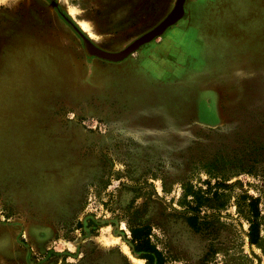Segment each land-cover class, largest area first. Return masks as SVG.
Masks as SVG:
<instances>
[{
	"label": "rangeland",
	"instance_id": "obj_1",
	"mask_svg": "<svg viewBox=\"0 0 264 264\" xmlns=\"http://www.w3.org/2000/svg\"><path fill=\"white\" fill-rule=\"evenodd\" d=\"M12 1L30 13L41 0ZM54 1L118 51L176 0L157 1L147 26L111 25L117 0ZM22 16L11 28L39 33L10 31L0 45V264H147L130 224L149 226L164 264H264L235 205L258 197L264 215V0H185L177 21L116 62L89 55L76 29L66 49L49 19ZM209 186L225 206L183 204L184 189Z\"/></svg>",
	"mask_w": 264,
	"mask_h": 264
},
{
	"label": "trees",
	"instance_id": "obj_2",
	"mask_svg": "<svg viewBox=\"0 0 264 264\" xmlns=\"http://www.w3.org/2000/svg\"><path fill=\"white\" fill-rule=\"evenodd\" d=\"M214 187L227 188V185L223 182H216ZM209 192L215 195L219 194L217 190L211 191V186L205 191L202 189L194 191L191 188H186L183 193V204L187 205L195 213H198L203 205L208 206L210 203L218 209L226 205L222 201L217 204L211 202L213 198L210 197ZM189 195L191 198L187 199ZM235 205L238 215L242 216L248 224L247 236L249 244L264 248V215L261 214L259 198L245 193L236 198ZM187 221L192 226L196 225V215L188 217ZM129 231L130 237L127 240L133 254L145 259L147 264H164V256L152 242L148 225L130 224Z\"/></svg>",
	"mask_w": 264,
	"mask_h": 264
},
{
	"label": "crops",
	"instance_id": "obj_3",
	"mask_svg": "<svg viewBox=\"0 0 264 264\" xmlns=\"http://www.w3.org/2000/svg\"><path fill=\"white\" fill-rule=\"evenodd\" d=\"M12 2H13L12 0H5L4 3H0V45L2 43L5 44L6 41H7V39L8 38H11L13 34L14 35L15 34H24V32H26L28 30L32 31L33 35L38 32L32 26L24 27L25 29L24 28L19 29L18 27L11 28V25L8 24V21L9 20H12V18H14V19H17L18 18L19 19L20 16H22L20 13H17V10H16V7L19 5V3L16 4L15 2L14 3H12ZM23 6H26L27 7L26 4H24ZM27 8H25L24 10H21V12H26L27 11ZM32 8H34V5L33 4L29 6L30 13H32V14H30L31 17L33 16L36 19H38L39 23H40V20L49 19L53 23V26L51 28V32L49 34H53L54 37H56V39H58V41H59V35H62V37H63L62 38V42H64V44L66 43V45H64L63 43H62V45L66 49H68V47H69L68 46V43H69L68 41H70L71 39L74 38V32L69 27V25L67 24V22L64 21L63 19H61L60 16L57 13H55V11H53V10H50V11L45 10L46 15H43L41 13V10H39V11H37L36 9H33L32 10ZM39 13H41L42 15H40ZM30 15L28 17H26V18L29 19ZM43 21H45V20H43ZM26 28H29V29H26ZM10 31H14L13 34H11L12 32H10ZM42 34H45V33H42ZM3 37L5 39H3ZM69 37H71L70 40H69ZM65 39H66V41H64ZM71 41L73 42V40H71ZM37 45H38V43H33V42L30 43V46L34 50V53L37 52ZM54 53H55L54 51H53V53L52 52H49V58H51L53 55H55ZM29 57H31V59H33V60H35V58H39V57L35 56L34 54H31V56H29ZM37 62H40V61L38 60V61H36V63Z\"/></svg>",
	"mask_w": 264,
	"mask_h": 264
},
{
	"label": "flooded vegetation",
	"instance_id": "obj_4",
	"mask_svg": "<svg viewBox=\"0 0 264 264\" xmlns=\"http://www.w3.org/2000/svg\"><path fill=\"white\" fill-rule=\"evenodd\" d=\"M157 1L159 0H117V4L113 8L116 12V15L115 17H111L110 23L111 25H114L120 22L121 23L127 22L128 20L127 17H128L130 20L135 21V23H137L135 25L143 24L147 26L149 25V22H152L154 19V12L158 9L155 7V5L158 3ZM165 1H168V0H165ZM50 2H51L50 0H49V3L47 2L46 4L47 7L50 6ZM33 5L37 11L41 10V13L43 15L44 14L46 15L45 10L41 9V7H45L42 0L39 2V4H33ZM52 7L54 8L53 11H55V13H57L61 19L67 22L69 27L73 30L74 36H75V29L73 26H75V24L77 23L74 21V19L70 15L64 13L59 8V5L57 2L54 3ZM162 11H164V9ZM19 13L21 15L32 14L28 12H19ZM41 13L39 14L42 15ZM106 19H107L106 17H103V19L97 21V23L100 22V25H102L104 24V22L106 23ZM81 32L83 31L81 30ZM127 39H128V36L119 38L118 39L119 42H117V45H120L122 42H124ZM117 48H120V47L118 46V47L111 48V49H117Z\"/></svg>",
	"mask_w": 264,
	"mask_h": 264
},
{
	"label": "water",
	"instance_id": "obj_5",
	"mask_svg": "<svg viewBox=\"0 0 264 264\" xmlns=\"http://www.w3.org/2000/svg\"><path fill=\"white\" fill-rule=\"evenodd\" d=\"M184 2L185 0H176L174 6L169 11V13L151 30L147 31L146 33L142 34L138 38L134 39L131 43L126 45L123 49L118 51H107L101 49L94 45L88 38H86L82 32L77 30L75 26L74 29L80 33L84 45L85 50L89 55L96 56L101 59H105L108 61H121L125 59L129 54L135 51L140 45L149 41L154 36L163 32L169 25L173 24L175 21L179 19V17L184 13Z\"/></svg>",
	"mask_w": 264,
	"mask_h": 264
},
{
	"label": "bare ground",
	"instance_id": "obj_6",
	"mask_svg": "<svg viewBox=\"0 0 264 264\" xmlns=\"http://www.w3.org/2000/svg\"><path fill=\"white\" fill-rule=\"evenodd\" d=\"M54 3H56V1H54V0H51V2H50V4L51 5H53ZM71 13H73V11H70ZM82 25V28L84 29V30H87V24L84 22V23H82L81 24Z\"/></svg>",
	"mask_w": 264,
	"mask_h": 264
},
{
	"label": "snow or ice",
	"instance_id": "obj_7",
	"mask_svg": "<svg viewBox=\"0 0 264 264\" xmlns=\"http://www.w3.org/2000/svg\"><path fill=\"white\" fill-rule=\"evenodd\" d=\"M5 2V0H0V3H4Z\"/></svg>",
	"mask_w": 264,
	"mask_h": 264
}]
</instances>
